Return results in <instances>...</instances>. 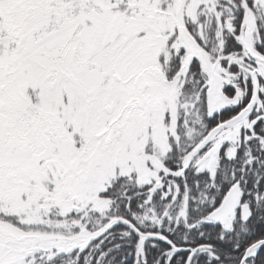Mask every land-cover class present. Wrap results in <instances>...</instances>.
<instances>
[{
  "label": "snow or ice",
  "instance_id": "1",
  "mask_svg": "<svg viewBox=\"0 0 264 264\" xmlns=\"http://www.w3.org/2000/svg\"><path fill=\"white\" fill-rule=\"evenodd\" d=\"M0 264H264V0H0Z\"/></svg>",
  "mask_w": 264,
  "mask_h": 264
}]
</instances>
